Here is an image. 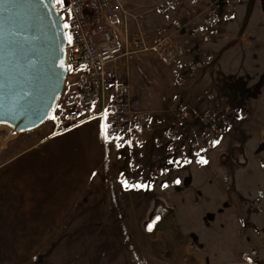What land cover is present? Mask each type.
Segmentation results:
<instances>
[{
	"label": "rangeland",
	"instance_id": "rangeland-1",
	"mask_svg": "<svg viewBox=\"0 0 264 264\" xmlns=\"http://www.w3.org/2000/svg\"><path fill=\"white\" fill-rule=\"evenodd\" d=\"M122 1L142 20L141 25L133 18H128L126 25H116L123 42L130 47L132 36L141 30L152 48L121 57L116 63L120 77L130 85L134 105L153 112L161 134L163 126L175 119L168 109L180 96L191 110V129L206 149L205 160L207 155L217 154L223 162L244 157L243 148L236 146L235 138L240 133L235 128L245 130L241 136L244 140L256 139L262 135L259 131L264 133V0H201L199 3L182 0L187 28L203 24L205 13L216 3H221L222 15L217 33L193 38L190 45L200 55H212L213 65L190 76L183 85L172 79L171 67L156 43L165 22L159 12L163 0ZM220 102L231 107L232 124L213 148L202 137L206 129L202 114ZM234 111L243 116L235 115ZM89 113L86 109L79 119ZM45 123L55 126L51 116ZM90 123L93 125V121ZM72 133L60 142L57 151L70 157L72 172L75 167H82L72 177L84 179L83 185L86 182L87 185L82 187L83 193L72 212L51 233L52 241L55 240L48 242L29 264H225L224 259L233 256L231 252H236L238 246L243 247L234 243L230 249L228 243H213L212 254L222 250L220 256H227L210 258L206 243H199L192 229L179 224L180 219L187 223L195 219L193 206L186 208V212L181 211L180 200L186 204L191 196L200 199L206 185V163L167 164L164 163L165 147L121 149L113 142L98 140L94 129L90 135L82 127ZM261 149L264 150V144ZM153 168L160 170L157 180L150 178ZM122 181L145 187L126 188ZM164 203L173 208H165ZM165 218L171 225L161 227ZM154 220L149 230L148 225ZM202 235L206 237L205 232ZM260 237L256 243L246 244L247 250L239 252V263L242 260L241 264H264L263 231ZM176 247L179 248L174 250ZM226 249H230L227 254ZM14 254L23 256V243L13 247L9 242H0V264L20 262Z\"/></svg>",
	"mask_w": 264,
	"mask_h": 264
},
{
	"label": "built area",
	"instance_id": "built-area-1",
	"mask_svg": "<svg viewBox=\"0 0 264 264\" xmlns=\"http://www.w3.org/2000/svg\"><path fill=\"white\" fill-rule=\"evenodd\" d=\"M55 2L64 27L68 26L65 30L69 69L64 91L51 116L56 117L53 121L57 132L68 130L82 112L89 109V117L101 116L104 139L119 145L121 149L165 147L164 163L201 165L199 161L201 157L205 159L206 149L191 129L192 113L180 96H177L175 105H170L168 109L175 119L164 125L160 134L156 128L159 122L154 120L153 112L134 105L130 85L120 77L116 63L121 57L152 48L141 30L132 36L129 47L118 34L116 25H126L128 18L141 25V18L133 14L122 0ZM220 10L221 3H216L205 13L203 24L187 28L182 16V0H163L159 5L165 22L156 43L161 46L163 59L171 67L175 83L183 85L190 76L213 65L212 55H200L192 51L190 45L193 38L217 33L222 17ZM87 103H91L90 108L86 107ZM231 113L232 109L226 102L205 110L202 118L206 129L202 137L206 138L207 144L215 145L214 141H220L231 128ZM234 113L243 116L239 111ZM150 174L152 180L159 179L161 175L160 170L155 168Z\"/></svg>",
	"mask_w": 264,
	"mask_h": 264
},
{
	"label": "crops",
	"instance_id": "crops-1",
	"mask_svg": "<svg viewBox=\"0 0 264 264\" xmlns=\"http://www.w3.org/2000/svg\"><path fill=\"white\" fill-rule=\"evenodd\" d=\"M116 28L118 31L119 27ZM0 127L1 139L8 128ZM81 127L89 135L94 129L98 140L104 139L101 116L86 115L64 132H57L55 126L44 123L36 130L20 133L0 152V242H9L13 247L16 243L24 244L23 256L13 255L20 260L16 264H29L48 242L55 240L52 241L51 233L63 224L78 203L82 187L87 185V182L83 185L84 179L72 177L82 167H75L72 172L70 157L57 151L60 142ZM243 131L235 128V132L240 133L235 139L245 156L239 161L223 162L219 154L207 155L202 196L200 199L191 196L186 204L180 200L181 211L186 212V208L193 206L195 219L191 223L180 219L179 224L192 229L199 243H206L210 258L227 256H220L222 250L217 255L215 251L212 254L213 243L243 244L236 252H231L233 256L224 259L225 264H238L239 252L247 250L246 244L259 241L260 231L264 232V150L261 149L264 133L259 131L262 135H257L256 139L244 140ZM180 203L174 205L175 208ZM165 208L173 207L167 204ZM165 219L161 227L171 225ZM230 249H226L225 254Z\"/></svg>",
	"mask_w": 264,
	"mask_h": 264
},
{
	"label": "water",
	"instance_id": "water-1",
	"mask_svg": "<svg viewBox=\"0 0 264 264\" xmlns=\"http://www.w3.org/2000/svg\"><path fill=\"white\" fill-rule=\"evenodd\" d=\"M67 47L55 0H0V124L15 136L50 118L68 78Z\"/></svg>",
	"mask_w": 264,
	"mask_h": 264
},
{
	"label": "snow or ice",
	"instance_id": "snow-or-ice-1",
	"mask_svg": "<svg viewBox=\"0 0 264 264\" xmlns=\"http://www.w3.org/2000/svg\"><path fill=\"white\" fill-rule=\"evenodd\" d=\"M57 2H60V0H57ZM65 27H68V26L65 25ZM69 40H71V37H70V36H69ZM52 119H56V117L53 116ZM105 127H106V126H105ZM214 143H219V141H214ZM118 146H119V145H118ZM199 162H200V163H207V161H206L203 157H201V159H200ZM93 175H95V174L93 173ZM175 182H176V183H179V180H177V181H175ZM122 183L124 184V186H125L126 188H132V187H135V188H142V187H145V185H143V184H135V185H133V184H129L127 181H122ZM163 186L166 187V185H163ZM159 219H160V217L157 216V217H156V220H159ZM154 223H155V220H154L152 223H150V224L148 225V229H149V230L152 229Z\"/></svg>",
	"mask_w": 264,
	"mask_h": 264
},
{
	"label": "trees",
	"instance_id": "trees-1",
	"mask_svg": "<svg viewBox=\"0 0 264 264\" xmlns=\"http://www.w3.org/2000/svg\"><path fill=\"white\" fill-rule=\"evenodd\" d=\"M86 107L90 108L91 107V103H87ZM14 136L15 135L12 134L10 132V129H9V131H7V134L3 138L0 139V152L4 149V147L6 146L7 142L10 141L12 138H14Z\"/></svg>",
	"mask_w": 264,
	"mask_h": 264
},
{
	"label": "bare ground",
	"instance_id": "bare-ground-1",
	"mask_svg": "<svg viewBox=\"0 0 264 264\" xmlns=\"http://www.w3.org/2000/svg\"><path fill=\"white\" fill-rule=\"evenodd\" d=\"M5 126H6V125H5ZM6 127L8 128V130H7V131H9V129H10V128H9L8 126H6Z\"/></svg>",
	"mask_w": 264,
	"mask_h": 264
}]
</instances>
